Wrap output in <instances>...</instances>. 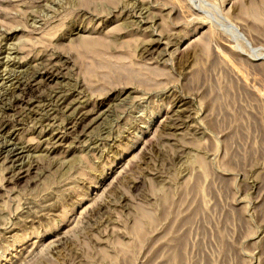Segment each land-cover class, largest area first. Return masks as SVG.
Instances as JSON below:
<instances>
[{
    "label": "rangeland",
    "instance_id": "374dc122",
    "mask_svg": "<svg viewBox=\"0 0 264 264\" xmlns=\"http://www.w3.org/2000/svg\"><path fill=\"white\" fill-rule=\"evenodd\" d=\"M0 98V264H264V0H0Z\"/></svg>",
    "mask_w": 264,
    "mask_h": 264
},
{
    "label": "bare ground",
    "instance_id": "6f19581e",
    "mask_svg": "<svg viewBox=\"0 0 264 264\" xmlns=\"http://www.w3.org/2000/svg\"><path fill=\"white\" fill-rule=\"evenodd\" d=\"M250 6V5H249ZM261 6V5H260ZM263 8V7H262ZM258 10H259V8H258V5L256 6V5H254L253 3H252V5L249 7V9H248V12H250V13H256L257 14V12H258ZM262 12V11H261ZM262 15V14H261ZM250 16H251V14H250ZM252 17H254V16H252ZM232 26V25H231ZM230 27V26H229ZM223 29V28H222ZM233 29V28H232ZM236 30V29H235ZM237 31V30H236ZM231 33V32H230ZM235 33V32H234ZM233 33V34H234ZM236 34V33H235ZM238 35V34H237ZM241 36V35H240ZM241 39H243V38H241ZM240 39V40H241ZM104 44V43H103ZM98 46H100L99 44H98ZM102 48V47H101ZM216 53V52H215ZM216 57H217V55H216ZM215 57V58H216ZM14 61V60H13ZM16 61V60H15ZM226 64V63H225ZM232 68V70H233V72H236V70L233 68V67H231ZM236 68V67H235ZM53 68H51L50 70H52ZM241 70V69H240ZM49 71V70H48ZM51 72V71H50ZM50 72H47V75L48 76H52L53 77V75H54V73H50ZM242 73V72H241ZM240 73V74H241ZM238 76H240L239 75V72L238 73H236ZM242 77V76H241ZM243 79V78H242ZM245 79V78H244ZM36 79H34L31 83H29V84H27V85H23V84H19V83H16V85H18V86H16L15 87V90H19L21 93H23V98L27 95V93L28 92H30L31 91V89H32V84L34 83V81H35ZM30 81V80H29ZM35 82H37V81H35ZM246 82V81H245ZM248 83V82H247ZM14 90V89H13ZM13 90H11V92H9L8 94H6L5 93V95L4 94H2L5 98H3L4 99V101L7 99V97L9 96L10 98H14V101L13 102H26V101H24L25 99H20V98H16L17 97V93L15 92V90H14V92L16 93H14L13 92ZM18 91V92H19ZM19 94V93H18ZM16 95V96H15ZM21 97V98H22ZM27 97V96H26ZM61 97V96H60ZM0 99H2V98H0ZM38 99V98H37ZM65 99V98H64ZM26 100H28V99H26ZM60 100H62V99H60ZM2 100H0V102H1ZM8 101V100H7ZM67 102V101H66ZM27 103V102H26ZM62 103V102H61ZM66 105V104H65ZM14 109V108H13ZM90 115V114H89ZM98 115V114H97ZM83 117H85V116H83ZM39 120V119H38ZM85 120H86V118H85ZM81 120H77L76 122L78 123V122H80ZM83 122H85V121H83ZM80 124V123H79ZM85 124V123H84ZM76 125V124H75ZM81 125V124H80ZM74 127V126H73ZM76 127V126H75ZM2 128V127H1ZM2 130V129H1ZM2 132H4V131H2ZM54 138V137H53ZM60 138H62L63 139V137H60ZM55 139V138H54ZM56 140V139H55ZM59 140V139H58ZM56 143V142H55ZM8 145V144H7ZM2 150H5V149H2ZM9 150V149H8ZM12 150V149H11ZM1 152V151H0ZM15 155V154H14ZM13 163H14V161H13ZM12 163V164H13ZM22 163V162H21ZM27 164V163H26ZM14 165H15V163H14ZM21 170V169H20ZM23 173H25L24 171H21L20 172V175L21 174H23ZM143 212V211H142ZM144 216V215H143ZM145 218V217H144ZM147 218V217H146ZM149 218V217H148ZM148 221H149V219H147ZM151 220V219H150ZM147 222V221H146ZM148 223V222H147ZM142 229H143V227H142V223L141 222H138V224H137V226H136V232L137 233H141V231H142Z\"/></svg>",
    "mask_w": 264,
    "mask_h": 264
}]
</instances>
